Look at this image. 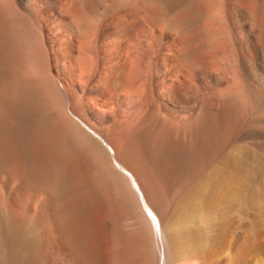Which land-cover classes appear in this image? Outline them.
<instances>
[{"label":"bare ground","instance_id":"obj_1","mask_svg":"<svg viewBox=\"0 0 264 264\" xmlns=\"http://www.w3.org/2000/svg\"><path fill=\"white\" fill-rule=\"evenodd\" d=\"M106 1L0 0V264H89L76 245L81 237L72 211L65 207L71 194L88 186V180L92 186L110 187L117 193L119 209L123 207L127 218L138 226L139 237L154 230L163 243L167 239L164 225L168 224L170 243L178 244L181 238L192 243L204 233L197 234L199 225L190 221L198 214L200 226L216 218V229L228 238L219 240L230 241L238 214L245 223L255 208H263L264 236V0H117L105 6ZM119 9H141L155 26L163 22L170 37L184 41L183 48L175 41L170 44L165 92L162 98L154 95L149 118L142 121L144 127L152 122H160L158 127L162 124L164 129L159 131L165 132L169 160L186 146L205 150L185 175L189 180L193 171L196 180L190 179L192 183L181 188L179 196L173 184L169 193L163 192L158 176L145 161L152 154L144 158L145 147L137 137L122 136L111 142L108 126L98 129L92 117L86 115L84 122L70 112L72 105L79 106L80 113L83 110L80 94L84 87L76 82L78 73L86 71L91 61L100 64L107 37H115L123 28L117 21L106 34V19ZM60 56L70 62L71 81L62 82L64 69L54 63ZM127 57L135 63L130 77L152 86L151 61L140 62L130 52ZM116 70L113 86H128L121 80L125 68L118 65ZM211 71L216 73L208 76ZM37 141L44 143L45 152L43 147V152L36 150ZM105 144L114 152L118 168ZM15 150L24 159L22 175L16 173L24 180L12 186L7 174L12 173L10 166L17 167L18 158H14L17 163L8 161ZM72 156L85 164L90 159V164L84 167L74 162L71 172L67 162H73ZM46 190L53 199L42 207L28 198L31 192ZM104 196L109 195L98 198ZM114 229L123 245L121 231ZM221 245L217 248L224 242ZM175 247L171 254L163 251L160 264L194 259L196 264H207L208 253L201 245L206 255H200L199 248Z\"/></svg>","mask_w":264,"mask_h":264},{"label":"rangeland","instance_id":"obj_2","mask_svg":"<svg viewBox=\"0 0 264 264\" xmlns=\"http://www.w3.org/2000/svg\"><path fill=\"white\" fill-rule=\"evenodd\" d=\"M116 1L117 0H107L105 2V6L106 5L110 6ZM233 2L236 3L238 1L233 0ZM260 2L263 3V0H260ZM199 9H201V7ZM127 11H129V13ZM127 11L124 9L123 10L119 9L116 12L114 11L113 13H111V15H109L108 18L106 19V24H105L106 34H108L109 31L111 30L113 23L115 24L117 21H119L122 24L123 28L122 30L119 31L118 35H116L115 37H109V36L107 37L106 43L104 44L106 48H104L105 52H104L103 60L101 61V63L96 64L95 61H91L89 64V68L86 71L78 73V78L80 80L77 78L76 82L78 83L79 87L81 86H82L81 88L84 87L83 92H81L80 94L83 100V104H82L83 114L79 112V106H76V105L71 106L70 112L74 111L73 113L76 114V116L74 115V117L82 121L86 119V115L92 117L98 129H104L108 126L110 129L108 136H110L109 140L111 142L116 141L122 136L123 137L124 136L137 137L140 145L143 144L142 147H145L143 148L144 150L142 149L143 152L146 154V156L144 154V158L148 157L147 154H152L150 157L152 156L154 157V158L149 157L145 159V161L147 162V165L150 167V169L151 170L153 169L154 174L158 176L159 181H160V186L163 192L169 193L170 187L173 184V185H176L175 190L176 191L179 190V192L177 193V195L179 196L181 192L183 191V189L187 188L192 182H194L193 180H196L194 177L193 171L191 172L193 177L190 178L192 182L190 179L189 180L186 179L185 175H186V172L190 168L193 167V165L195 166L196 160L202 154L205 153V150H203L202 147L199 148L198 146L194 148L191 147L193 149L191 150L192 151L191 153L189 152L191 148L186 146L183 150L178 149L177 156L175 155L174 157L175 160L174 159L169 160V154L168 152L166 153L167 149H166V145H165L166 142L164 138L165 132H163L164 130L162 131L164 134L163 135L162 132L159 131L162 127V124L159 125L161 127H158L157 124L158 123L160 124V122L158 123L152 122L154 123V125H156L154 127L153 124L151 123L153 126L152 127L153 129H152L151 124H150V127L147 125H145L146 127H144L143 122L145 119L149 118L148 116L149 112L154 106V102H153L154 95H157V97L162 98L165 92V89L167 86V83H166L167 76H168L167 59L170 56V54L168 53L169 52L168 49H169L170 44H172L175 41L178 44H180L179 46L180 48L181 47L183 48L182 45L184 41H181V39L179 38L174 39L170 37L165 31V25H163L164 24L163 22H161V26H157V25L155 26V24L153 23V19L150 17V15L141 11V9L139 11L138 10L135 11L134 9H129ZM183 15L187 17L186 12ZM188 38L189 37H187L186 41L189 40ZM129 52L132 55H134L135 58H138L140 62L143 61L144 63H146V61H151L152 79H153V83H151L153 84L152 86H150L149 83H146L145 86H143L142 82H140L141 81L140 79L136 77H130L129 72L131 69L133 70L135 63L134 61H131L127 57V53ZM56 62L58 63L59 66H62V68L64 69V75L62 77V82H65L67 80L71 81V76L68 73V70L69 69L71 70L70 62L67 59L63 58L62 56L58 57L57 61L55 60L54 63ZM173 63L174 64L176 63L178 65L179 64L178 58H176ZM115 65L117 67L119 65V67H121L123 71L125 68V71L123 75L121 76L122 77L121 80L126 81L128 86L123 85V84H121L122 86H118L117 88L113 86V83L117 78V75H115L117 72L116 70L117 67ZM213 73H216V72L211 71L210 73H208V76L213 75ZM80 75H81V78H80ZM190 77H191L190 74L186 72L187 81H189ZM143 78L145 79V77ZM208 80L209 78L208 79L205 78L203 81L208 82ZM90 132L93 133L92 131ZM158 133L160 135H158ZM154 134L156 138L157 136H159L162 139L158 137L157 139H159L160 141H157V139L154 137ZM140 137L142 138L141 141L143 142H140V139H139ZM163 138H164V142L162 141ZM159 142L161 146L159 145ZM42 144H44L42 141H39V143L37 141L36 143L37 151L39 149L40 151H42V149L44 151L45 147H43L44 145ZM105 146L108 148V150L110 151L112 155V158L110 159L111 162H113L114 166L118 168V164L115 161L114 152L106 144ZM157 146L160 149H158ZM152 147H154L156 152L154 151ZM187 147H188V152L190 154H194V156L192 155L193 157L189 156L188 158V157L181 156L182 154H187L188 156L189 153L187 152ZM195 148H196V152L194 151ZM145 149L148 152H146ZM153 151L154 153H152ZM42 152L40 153L44 154ZM179 152H182V153L179 154ZM17 154L18 153L15 150L11 154L12 157L9 156V154H7L6 156V158L8 156L12 158V160H10L11 158L10 159L7 158L8 160H10L8 162L16 160L14 158H18V163H17V160L15 161V163L18 164L17 167L14 164V162L12 164H14L15 166L11 164L12 166H14V169H12L13 167L10 166V169L12 172L10 173L11 174L14 173L13 174L14 177L13 175L9 173L7 174L9 182L12 186H17L21 184L24 180V178L18 177L19 173L22 175V171H23L22 166H24L23 165L24 159L22 160L23 156L21 153H19L21 155L18 154V156ZM158 156H160V158ZM73 157L74 156L70 158L73 162L69 160L72 164L69 161L67 162V165L69 166V170L74 168V162L75 163L77 162L78 166L80 165L84 167L90 164L89 163L90 159L88 160V163L85 164V162L84 163L81 162L82 159L76 160V156L74 157V159ZM148 159H151V160H148ZM152 159H154V163ZM9 164L7 165L9 166ZM70 164L73 166H71ZM189 165H191V167ZM72 171L73 169L71 170V172ZM48 180L50 181L51 179H48ZM86 184H88V186L86 185V187L79 190V192L75 191L76 195L75 193L71 194L70 198L68 199L69 201H67V204L65 207H69L72 211V216H73L72 222L74 220L73 223L74 225H76L75 228L77 229L79 236L83 239V240L81 238L80 240L78 239L79 241L76 242V245H78L77 247H79V249L81 250L85 260L87 261V259H89L87 261L89 264H92L93 261H94L93 264H160L161 263L160 261L162 260L161 254L163 253V251L165 250L167 254H171L172 250L176 248L175 246L179 248H184V247L185 248L194 247L195 249L199 248L197 250H199L200 253L202 252L205 255L206 253L204 250H206V252L208 253L206 255L208 257L207 264L210 262L211 263L213 262L212 264H264V236H263V210H262L263 208L262 209H259V208L252 209L251 212L247 215V219L245 220V223L241 219V217L240 219H238V216L241 214L237 212V214L238 213L239 214L236 220L237 222L239 220V222L238 223L236 222L233 228L234 230L232 229V234L230 235L231 238L229 237L230 241L229 240L226 241L223 239L219 240V238H222V237L225 239L226 236L224 234H221L219 230L216 229V225H215V223L217 222L216 218H213L212 220H210L206 225H203V226L201 225L202 228L199 229V227H201L200 224L202 223L199 221V218L196 217L198 214H195L196 212H194L192 216H194V214L196 216H194V218L191 217L190 221L193 223V226H196V224L199 225V227H195V230H197L196 233L200 234L201 232H204V233H201V236L205 235L206 239L205 238L203 239V237L199 235L198 237L200 238L199 239L196 238V241L194 240V242L191 240L192 243L190 242L187 243V238H181L182 240L184 239V241L186 242L180 241L181 240L180 239L178 244H172L170 243V239H168L169 234H167L169 233L168 228H170V225L165 224L164 230L166 229L165 234L167 236V239L165 238L164 242L162 243L160 240L156 238L154 230L151 231L149 235H146V236L141 235V237H139L140 231L138 229V226L135 227L136 224L133 222V220L129 216L127 218L128 214L126 213L125 210H123L124 209L123 207L119 209V206L121 205L120 204L121 202H117L119 200L118 199L119 197L117 193L114 192L110 187H108L106 190H102L101 187L96 184L92 186V183H90L89 180ZM85 190L87 191V195L89 196L85 194L86 193ZM91 190L93 193H91ZM93 190H96V191H93ZM107 190L111 194H107L106 193ZM98 193H100L98 197H100V195L102 196L103 194L109 195V196L110 195L112 196L114 194V197L112 196L110 198L109 196L108 197L104 196V197H101L103 199H100L97 197ZM28 198L33 199L40 207H42L44 206L46 202L53 199V194L49 190L40 191V192H31L29 193ZM96 198L99 200H97ZM104 198L106 199L105 203L103 201ZM109 198H110L109 200L110 204L108 205ZM113 198L114 200L112 201L114 202L112 203L111 199ZM91 199L92 201H90ZM74 200L76 202H73ZM85 201H87L88 203ZM118 203L120 205H118ZM85 204L87 205L89 204L88 205L89 208ZM82 208L84 209L88 208V209L85 211H82L84 210ZM142 211L146 212L144 208H142ZM82 212L86 213L84 218L82 216ZM124 212L126 213V215ZM130 219L132 220V222H130L131 221ZM193 220L194 221L196 220V222H194ZM197 221H199L200 224ZM241 221L243 222L241 223ZM164 223H166V221ZM116 225L118 227L119 233L121 231L122 233L121 236L124 237L123 245L122 244L120 245L119 241H117V235L115 233L118 234V232L114 229V227L117 228ZM190 225L192 224L190 223ZM240 227H243V228H240ZM243 229H245V232L243 231ZM134 230L135 232L137 231L136 232L137 234L134 232ZM237 230H240V233ZM127 231H128V235H127ZM215 233H219V234H216V237L218 235L217 238L214 235ZM208 236L209 238H207ZM145 237L146 239H144ZM232 238L233 239L236 238V240L234 239L233 241ZM211 239H213V241H211ZM202 241L204 242L202 243ZM225 241L228 244H226ZM197 242L201 245V248L203 247L205 249L204 250L201 249L200 245ZM213 242H214V245H213ZM223 242H224V245H223ZM82 243L84 246H82ZM182 243H184L185 245H183ZM196 243L197 245H194ZM201 243L205 246H202ZM188 244L192 245V247L191 246L189 247ZM198 245L199 247H197ZM209 245H210L209 249H211L212 251L207 248V246ZM218 245L222 246V247H219L221 249L217 248ZM206 248L209 251H211L210 253H212V255L209 253V251ZM240 249H242L244 252H241L242 250L240 251ZM202 253L200 255H202ZM236 253L238 255L239 253L240 254L242 253L241 254L242 256L236 257V258L240 257L239 258L240 261L237 259V262H235L236 260L235 256H237ZM212 259L213 261H211ZM193 261L195 262V264L197 263V261L194 259V260H190L189 262L187 261L184 264H194Z\"/></svg>","mask_w":264,"mask_h":264}]
</instances>
